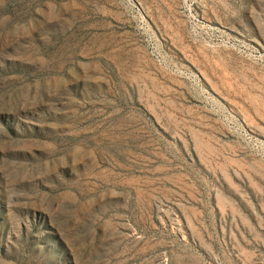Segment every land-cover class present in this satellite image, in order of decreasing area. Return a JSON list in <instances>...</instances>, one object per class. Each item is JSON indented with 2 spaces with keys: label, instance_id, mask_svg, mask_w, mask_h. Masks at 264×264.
Segmentation results:
<instances>
[{
  "label": "rangeland",
  "instance_id": "374dc122",
  "mask_svg": "<svg viewBox=\"0 0 264 264\" xmlns=\"http://www.w3.org/2000/svg\"><path fill=\"white\" fill-rule=\"evenodd\" d=\"M0 264H264V0H0Z\"/></svg>",
  "mask_w": 264,
  "mask_h": 264
}]
</instances>
